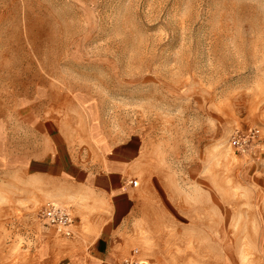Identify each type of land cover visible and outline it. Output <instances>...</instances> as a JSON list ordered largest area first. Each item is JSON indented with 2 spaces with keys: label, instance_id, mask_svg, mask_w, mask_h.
<instances>
[{
  "label": "rangeland",
  "instance_id": "374dc122",
  "mask_svg": "<svg viewBox=\"0 0 264 264\" xmlns=\"http://www.w3.org/2000/svg\"><path fill=\"white\" fill-rule=\"evenodd\" d=\"M54 132L138 143L115 264H264V0H0V264H73Z\"/></svg>",
  "mask_w": 264,
  "mask_h": 264
},
{
  "label": "crops",
  "instance_id": "0c3cea01",
  "mask_svg": "<svg viewBox=\"0 0 264 264\" xmlns=\"http://www.w3.org/2000/svg\"><path fill=\"white\" fill-rule=\"evenodd\" d=\"M52 140L38 162L45 167L42 177L54 185L46 199L68 207L74 218L73 235L68 238L72 247L70 263L119 262L125 242L118 238L134 206L135 189L129 182L140 150L138 143L133 139L124 144L97 140L93 143L98 152L96 160L80 164L64 133L54 132Z\"/></svg>",
  "mask_w": 264,
  "mask_h": 264
},
{
  "label": "built area",
  "instance_id": "2783aa9c",
  "mask_svg": "<svg viewBox=\"0 0 264 264\" xmlns=\"http://www.w3.org/2000/svg\"><path fill=\"white\" fill-rule=\"evenodd\" d=\"M129 185L135 188L137 183L130 181ZM41 219L45 224L65 238L72 237L74 219L67 208H63L53 202L46 203L41 212ZM123 264H138L134 259L124 260Z\"/></svg>",
  "mask_w": 264,
  "mask_h": 264
},
{
  "label": "bare ground",
  "instance_id": "6f19581e",
  "mask_svg": "<svg viewBox=\"0 0 264 264\" xmlns=\"http://www.w3.org/2000/svg\"><path fill=\"white\" fill-rule=\"evenodd\" d=\"M153 183H154L153 185H156V183H155V182H153ZM153 187H155V186H153ZM157 188H158V187L156 186V188H155V189L157 190ZM157 191H158V190H157ZM158 192H160V191H158ZM161 196H162V195H161ZM161 198H162V197H161ZM162 199H163V198H162ZM162 201H164V199H163ZM42 227H43V226H42ZM43 230H44V229H43ZM42 234H43V233H42ZM207 235H208V233H207ZM208 237H209V236H208Z\"/></svg>",
  "mask_w": 264,
  "mask_h": 264
}]
</instances>
